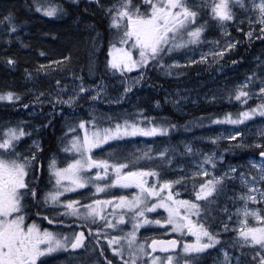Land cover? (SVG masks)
<instances>
[{
  "label": "rangeland",
  "instance_id": "1",
  "mask_svg": "<svg viewBox=\"0 0 264 264\" xmlns=\"http://www.w3.org/2000/svg\"><path fill=\"white\" fill-rule=\"evenodd\" d=\"M38 1L50 7H37L44 14L57 13L54 2L34 0L33 4ZM64 1L83 4L89 12L94 6L109 8L144 51L155 52L169 43L172 66L215 64L236 54L242 45L235 32L245 41L264 33V0ZM206 9L222 39L217 45L208 42L211 32L194 26L199 11ZM135 13L143 17L137 20ZM79 21L80 25L75 20L70 25L84 34L95 33L88 16ZM3 23L0 39L18 38L16 25L9 19ZM174 45L178 47L173 49ZM125 57L128 65L132 56L118 53L112 58L120 62ZM257 65L262 76L251 81L252 87L248 88L247 79L229 85L236 89L237 99L264 91V60ZM77 66L66 58L39 64L21 72V85L15 87L10 79L9 92L1 95L9 102L18 90L30 100L20 110L26 117L19 121L26 127L14 123L0 128V264H40L41 260L45 264H264V161L251 156L249 167L237 166L219 152L222 146L261 144L264 104L187 134L188 152L176 156L167 144H162L163 152H150L154 138L162 134L158 126L151 127V121L114 127L89 121L64 128L59 122L55 130L57 118L76 112L77 98L88 100V110L99 102L115 105L145 79L135 72L117 84H91ZM223 90L214 77L196 81L169 90L155 108L163 111L169 106L176 114L189 115L201 105L222 101ZM50 129L58 139L69 135L74 155L68 162L58 164L52 151L44 150ZM109 145L122 152H102ZM127 150H143L133 159L137 167L115 159L132 153ZM37 157L42 167L47 163L49 175L44 214L37 210L30 219L22 207V194L26 187L23 197L29 191L27 177ZM186 180L197 181L189 187ZM43 219L54 228L41 226ZM161 236L179 238L180 250L172 255L153 252L151 242Z\"/></svg>",
  "mask_w": 264,
  "mask_h": 264
},
{
  "label": "trees",
  "instance_id": "2",
  "mask_svg": "<svg viewBox=\"0 0 264 264\" xmlns=\"http://www.w3.org/2000/svg\"><path fill=\"white\" fill-rule=\"evenodd\" d=\"M33 1L0 0V28L4 26L3 22L9 19L11 25H16L15 28L17 27L20 32V37L18 36L15 40L0 39V128L14 123L27 126L19 121L26 117L20 113V110L30 98L15 90L16 93L11 101L7 102L4 98L1 100V95L9 92L6 86L9 85L10 79L16 87L22 84L19 77L24 70L65 58L79 63L80 67H77L91 84L97 82L117 84L119 79L135 72L142 74L145 79L142 84L129 90L123 100L115 105L99 102V105L88 110L85 107L88 100L77 98L73 107L77 109L76 112H65L61 118H57L53 124L55 130L59 122L64 128L65 125L79 126L89 121H96L107 127L145 125L151 121V127L158 126L159 130L162 129V134L154 138V146L149 149L150 152H163L162 144L169 145L171 152H175L176 156L182 152H188L184 148V139L187 134L202 130L206 125H217L215 123L219 121L221 124L230 117H237L245 110H252L264 104V91L250 93L248 97L243 96L237 99L236 89L229 86L234 81L247 79L250 82L249 88L253 86L251 81L260 80L262 68L257 65V62L260 59L264 60V33L260 34L262 37L256 43L242 44L235 52L236 54L224 57L215 64L172 66L169 43L162 45L155 52L144 51L145 47L134 41L132 31L122 29V25L115 21L114 13L109 8L94 6L93 11L89 12L84 10L83 4L74 5L64 0H47L48 4L54 2L58 10L56 9L55 15H46L37 7L44 9L50 7L45 3L39 5V1L38 5H34ZM12 7L14 8L11 9ZM199 14L194 26L211 32L208 34V42L216 43V45L221 43L222 39L217 33L215 20L209 10H200ZM82 15L88 16L94 25L95 33L94 30L91 31L92 35L87 32L84 34L83 30H75V25L74 28L70 25V22L74 20L77 25H80L78 21ZM142 17L135 13V19L139 20ZM42 20L44 23H41ZM177 47L174 45L173 49ZM114 50H116L115 53ZM118 53L132 56L133 59L128 65H124L125 60L129 61L128 57L115 62L112 57L113 54ZM140 55L144 56L142 60L138 59ZM235 58L239 59L234 60ZM219 68L224 71L219 73ZM212 77L219 86L224 87L222 101L201 105L197 110L190 111L191 115L176 114L169 106H165L163 111L155 108V103L163 101L164 94L169 90ZM52 133L50 129L48 137H44V150L52 151L59 163L68 162L73 156L72 146L68 140L69 135L64 134L58 139ZM219 148H222L219 152L226 153L228 162L249 167L248 159L251 156L258 157L264 151V139L261 144L249 143ZM129 151L132 153L115 156V159L135 166L133 159L138 158L143 150H127ZM102 152L119 153L122 152V148L109 145L102 148ZM106 154L109 159H113L111 153ZM34 160L36 166L31 167L28 177L29 191L23 197L22 205L25 207L26 215L32 212L29 206H32L34 211L38 210V207L40 209L43 203V192L46 189L45 180L49 175L47 163H43L42 167L38 157ZM186 182L189 187L194 184V181L186 180ZM45 263L42 260L40 262V264ZM49 263H53V259H50Z\"/></svg>",
  "mask_w": 264,
  "mask_h": 264
},
{
  "label": "water",
  "instance_id": "3",
  "mask_svg": "<svg viewBox=\"0 0 264 264\" xmlns=\"http://www.w3.org/2000/svg\"><path fill=\"white\" fill-rule=\"evenodd\" d=\"M259 158L264 161V151L259 154ZM152 249L162 253H176L180 249V241L175 237L156 239L152 243Z\"/></svg>",
  "mask_w": 264,
  "mask_h": 264
},
{
  "label": "bare ground",
  "instance_id": "4",
  "mask_svg": "<svg viewBox=\"0 0 264 264\" xmlns=\"http://www.w3.org/2000/svg\"><path fill=\"white\" fill-rule=\"evenodd\" d=\"M21 9V8H20ZM19 9V10H20ZM235 34V36H238L240 39H241V44H252V43H256L257 41H259V39L262 37V35H260V34H257L254 38H252L251 40H248V41H245L244 40V38H243V36H241L240 34H238V33H234ZM88 82V81H87ZM90 83V82H89Z\"/></svg>",
  "mask_w": 264,
  "mask_h": 264
},
{
  "label": "flooded vegetation",
  "instance_id": "5",
  "mask_svg": "<svg viewBox=\"0 0 264 264\" xmlns=\"http://www.w3.org/2000/svg\"><path fill=\"white\" fill-rule=\"evenodd\" d=\"M55 221L56 220H54V223H55ZM163 255H172V254H163ZM84 258V256L82 255V256H80V259H83ZM92 262V261H91ZM56 263V262H55ZM37 264H39V263H37ZM83 264H90L88 261H83Z\"/></svg>",
  "mask_w": 264,
  "mask_h": 264
}]
</instances>
